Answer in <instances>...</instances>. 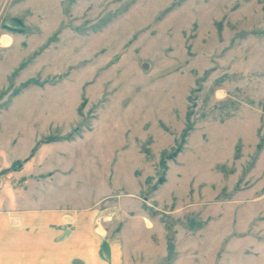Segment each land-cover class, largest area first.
<instances>
[{
    "label": "rangeland",
    "instance_id": "374dc122",
    "mask_svg": "<svg viewBox=\"0 0 264 264\" xmlns=\"http://www.w3.org/2000/svg\"><path fill=\"white\" fill-rule=\"evenodd\" d=\"M41 208L48 264H264V0H0V214Z\"/></svg>",
    "mask_w": 264,
    "mask_h": 264
},
{
    "label": "crops",
    "instance_id": "0c3cea01",
    "mask_svg": "<svg viewBox=\"0 0 264 264\" xmlns=\"http://www.w3.org/2000/svg\"><path fill=\"white\" fill-rule=\"evenodd\" d=\"M13 218L16 219L15 223L12 222ZM49 223L50 212L44 208L27 211L25 214H20L19 217L0 214V264H18L16 255L18 249L23 247L27 259L26 264H40V254L41 264H44V255L47 258L45 262L48 264ZM141 231L143 232V230ZM147 247L148 243L146 246L145 242V248ZM35 255L36 261L33 259ZM28 257L31 261H28ZM10 258H13V261H10ZM153 261L146 255L145 261L141 264H158Z\"/></svg>",
    "mask_w": 264,
    "mask_h": 264
},
{
    "label": "bare ground",
    "instance_id": "6f19581e",
    "mask_svg": "<svg viewBox=\"0 0 264 264\" xmlns=\"http://www.w3.org/2000/svg\"><path fill=\"white\" fill-rule=\"evenodd\" d=\"M1 42H2L3 45H6V43H7L5 38H3Z\"/></svg>",
    "mask_w": 264,
    "mask_h": 264
}]
</instances>
